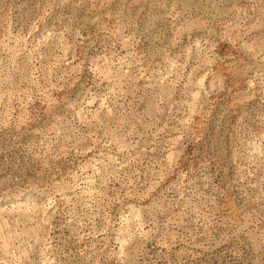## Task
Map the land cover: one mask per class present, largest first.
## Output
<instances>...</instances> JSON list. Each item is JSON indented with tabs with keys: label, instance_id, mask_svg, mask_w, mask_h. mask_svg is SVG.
Here are the masks:
<instances>
[{
	"label": "rangeland",
	"instance_id": "obj_1",
	"mask_svg": "<svg viewBox=\"0 0 264 264\" xmlns=\"http://www.w3.org/2000/svg\"><path fill=\"white\" fill-rule=\"evenodd\" d=\"M0 264H264V0H0Z\"/></svg>",
	"mask_w": 264,
	"mask_h": 264
}]
</instances>
